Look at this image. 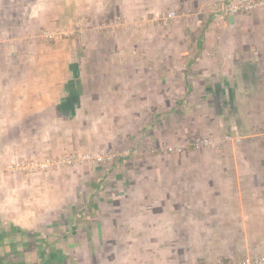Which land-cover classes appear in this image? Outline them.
Wrapping results in <instances>:
<instances>
[{
	"label": "rangeland",
	"instance_id": "1",
	"mask_svg": "<svg viewBox=\"0 0 264 264\" xmlns=\"http://www.w3.org/2000/svg\"><path fill=\"white\" fill-rule=\"evenodd\" d=\"M32 1L0 0V9L20 8L23 2ZM52 1L62 18L48 29L59 35L60 27L69 22L73 25L67 42L45 43L37 39V54L58 56L57 106L34 115L35 135H28L35 142L32 151H8V145L22 141L14 125L4 127L0 135L4 150H0V198L5 192L1 188H8L5 198L30 201L20 208L26 213L35 208L34 211L46 210L43 214H49L51 207L33 208L38 198L50 199L57 206L67 205L61 208L58 233L62 236L70 232L72 247H82L81 253L72 257L80 260H72L74 264H226L264 256V222H243L235 216L240 212V200L252 195L259 197L260 202L264 199L263 76L261 89L256 91L259 94L249 95L252 101L242 100L241 92L235 89V118L230 124V90L214 89L203 97L196 92L193 98L185 97L184 104L180 95H169L168 99L164 96L169 101L159 113L144 110L152 99L149 93L114 95L104 84V93L89 101L88 92L92 89L84 90L82 82L88 81L78 75L81 68L89 74L98 72L99 82H107V86L111 72L119 70L108 63L113 56L176 57L191 53L181 43L183 40H197L205 63L224 65L230 60L232 49L239 54L243 49L246 55L264 41V11L235 15L220 11V4L233 0H42L41 4L50 6ZM209 5L212 7L207 10ZM149 6L156 8V13H143ZM0 25L6 27L1 18ZM209 39L211 45L205 42ZM27 52L32 54V48L26 46ZM81 60L90 62L84 65ZM1 65L2 72L17 66ZM172 65L176 67L175 62H170ZM68 72L71 77L65 79ZM140 77L137 73L138 81ZM119 97L121 103L117 105ZM79 98L86 105L78 106ZM134 98L146 99L142 110H124ZM22 118L20 114L18 120L11 121ZM48 119L51 121H45ZM47 135L54 144L44 149ZM75 151L90 158H76L71 165L60 163ZM97 155L104 160L98 162ZM42 160H53L47 174L15 171L17 163ZM177 168L186 171L180 176ZM247 183H251L249 191ZM113 198L171 200L174 211L175 203L180 202L185 211L200 215L186 216L180 223L138 224L144 228L137 232H126L129 224L125 221L127 215H123L113 224L117 229L96 233L103 221L95 212L99 210L97 204ZM128 210L131 208L126 207ZM135 210L145 213L140 207ZM227 214L234 215L233 220L225 217Z\"/></svg>",
	"mask_w": 264,
	"mask_h": 264
},
{
	"label": "crops",
	"instance_id": "2",
	"mask_svg": "<svg viewBox=\"0 0 264 264\" xmlns=\"http://www.w3.org/2000/svg\"><path fill=\"white\" fill-rule=\"evenodd\" d=\"M41 2L42 0H34L27 3L23 2L20 8L16 6L12 9L9 6L6 9H0V18L2 23L6 24V27L0 28V64L9 63L17 65L11 67L12 71L2 72L0 70V110L3 111V113L0 111V135L4 133V127H11L12 124L14 125L13 129L18 131L16 135L22 141V143L17 145L16 143L12 144V146L8 145V151L15 149L18 152L21 149L26 152L32 151L35 142L29 140L28 135H35L33 127L35 126L36 117L34 115H38L42 110L46 111L51 107L53 109L54 106H57L55 98L57 95L58 71L56 63L58 56L55 53L48 56L37 54L39 52L36 47L37 39H41L45 43L60 40L67 42L71 39L73 25L69 22L60 27L59 35L51 30V28L48 29V27L54 26V24L58 25L57 20L62 17L56 12L54 1L51 2L50 6L41 4ZM225 5V3L220 4V11L225 9ZM211 7V5L207 6V10ZM154 10L156 13V8L150 9V6L145 7L143 13L151 14ZM5 15H7L6 18H4ZM114 23H116V20ZM42 26L45 28H41ZM205 42L209 43V45L213 43L210 39ZM181 43H184V45L182 44L184 47L189 48V50L191 49V53L181 54L176 57L163 55L113 56L109 59L108 63L113 64V69L119 70L111 72V76L109 77L111 81L108 83L110 86L105 85L107 82H99L100 76L98 72L89 74L87 70H82L81 68L78 75L82 77V80L86 78L88 81L85 83L83 80L82 88L84 90L88 88L92 89L91 92H88L91 94V98L88 100H96L99 94L104 93L102 92L104 90L102 84H104L105 87L111 89V93L114 95L139 94L138 96H143L149 93L152 99L147 101L144 110L159 111L160 113L164 111L167 101H169L164 99V96L168 99L169 95H180L181 101L184 104L187 100L183 99L185 97L193 98L196 92L203 97L206 95V92H212L214 89L220 88L225 89V91L230 90L229 94L231 95L229 99H231L230 104L232 105L230 124H233L232 118H235V114L233 113L235 89L239 91V94L241 92L242 100L244 99L247 102L254 100L253 98L250 99L249 95H256V91H260L261 89L262 83L260 82V78L264 77V41H260L261 44H259L258 48L253 49L246 55L243 49H240L241 54L237 50L232 49L230 60L226 64L224 63V65L215 61L212 64L205 63L204 56L199 55L201 49L197 47V40H183ZM245 43L248 45L247 41ZM242 45H245L244 41H242ZM26 46L32 48V54L25 53ZM92 59L96 63V60H94L96 58L92 57ZM81 61L84 62V65L90 62L89 60ZM170 62H175L176 67L174 65L170 67ZM207 66L210 69H207ZM174 71L176 73L173 74ZM153 72H155L156 76L153 75ZM137 73L141 75L139 81L137 80ZM7 75L10 78H7ZM70 77L71 74L69 72L64 75L65 79H69ZM121 98L117 99V105ZM145 100L130 99L128 108L123 109L126 111H141V106L145 103ZM77 101L78 106L80 104L82 106L86 105L81 98ZM175 101L178 102V99L176 98ZM112 109L116 110L114 106ZM20 114L23 116L21 120L11 121L15 118H17L15 120H18ZM52 120L54 121L55 119ZM45 121H51V119ZM0 141V150H3L2 138H0ZM53 144L54 140L48 138L47 135L44 149L51 148ZM83 153L75 151L70 153L68 157H63V159L69 160L70 164L68 165H71L76 158H80L81 160L85 157L90 158L89 155L83 156ZM98 156L100 155L96 157ZM25 158L30 157L26 155ZM52 161L26 162L24 165L17 163L15 164V171H39L35 175L40 176L47 174L45 171L51 169L49 168V163L53 164ZM38 163H42L41 165H46L47 167H40L41 165L37 167ZM11 168L13 169V166ZM183 171L186 170L181 168L176 169L177 175L180 174V176H182ZM250 185L251 183L246 184V190H250ZM1 190L9 192L8 188H1ZM5 192L3 194L8 196V193ZM3 194L4 198H0V264H74V262H71L72 260H76V262L79 260V258L73 259L72 257L79 255L82 247H72L71 238L73 236L70 235V232H65L62 236L58 233V230L61 229L58 226V219L62 217L61 208L63 206L67 207V205L57 206L50 199L38 198L40 200L35 202L33 208L35 205L51 207L49 214H43V211L46 210L34 211L35 208L33 212L26 213L20 208L27 206L30 201L25 202L19 199H17L18 201H13L14 199L5 198ZM254 196L252 195V197L246 198V200L242 199L239 201L240 212L236 213L235 216H239L243 222L245 220L264 222V199H262L263 202H260L259 197ZM175 205L174 211L175 206L171 200L147 199L134 201L124 198H113L103 201L97 204L99 210L95 211L97 215L103 217L101 225L97 226L95 232L98 233L100 231L103 234L105 231L107 233L108 231H114L117 229H114V222L121 220L124 217L123 215H127L125 221L129 224L125 228L126 232L130 229H136L137 232L138 228H144L138 224H148L149 222L163 224L180 223L186 216L193 217L196 215L198 217L200 215L193 211H185L184 204L180 202H176ZM18 206L19 210L17 209ZM45 207L43 208L46 209ZM126 207L131 208V210L125 211ZM135 207H140V210L145 213L135 210ZM43 208L40 207V209ZM133 213L138 216L132 217L134 216ZM233 216L230 214L225 215L227 218L230 217V220ZM108 219L111 220V223L106 222L104 224ZM133 223L134 225H131Z\"/></svg>",
	"mask_w": 264,
	"mask_h": 264
},
{
	"label": "built area",
	"instance_id": "3",
	"mask_svg": "<svg viewBox=\"0 0 264 264\" xmlns=\"http://www.w3.org/2000/svg\"><path fill=\"white\" fill-rule=\"evenodd\" d=\"M224 11L228 13L229 15L249 13L252 11H264V0H233L232 2L227 3L225 5ZM198 142L199 140L197 141V143ZM203 143L205 144L206 141L204 140ZM168 150L171 152H174V150L171 148H169ZM180 150H181L180 148H177V152H181ZM84 159H88V158L85 157ZM96 160L98 162H101L104 160V158L102 156H98L96 157ZM60 163L70 164V161L63 159ZM40 167H47V166L41 165ZM218 264H225V263L218 262ZM226 264H264V256H259L252 260L247 259L240 263H226Z\"/></svg>",
	"mask_w": 264,
	"mask_h": 264
}]
</instances>
